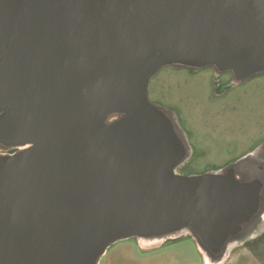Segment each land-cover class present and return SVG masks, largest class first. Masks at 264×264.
Here are the masks:
<instances>
[{
  "label": "water",
  "instance_id": "95a60500",
  "mask_svg": "<svg viewBox=\"0 0 264 264\" xmlns=\"http://www.w3.org/2000/svg\"><path fill=\"white\" fill-rule=\"evenodd\" d=\"M166 66L264 72V0H0V264L184 231L214 258L258 215L263 165L177 172L186 140L148 93Z\"/></svg>",
  "mask_w": 264,
  "mask_h": 264
},
{
  "label": "rangeland",
  "instance_id": "374dc122",
  "mask_svg": "<svg viewBox=\"0 0 264 264\" xmlns=\"http://www.w3.org/2000/svg\"><path fill=\"white\" fill-rule=\"evenodd\" d=\"M232 79L231 74L218 72L213 67L195 69L183 66H166L151 79L150 99L172 113L169 116L177 129L180 126L184 133H188L185 134L188 137L186 144L191 150L194 148L195 153L178 166L177 172H219L238 165L247 172V178L255 176L256 164L264 165V160H231V156L227 158L226 154L212 151L208 135L193 134L197 108H228L226 120L241 121L236 125L240 129L238 133L227 135L229 140L235 136L247 144L254 138L264 141V72L240 86H232ZM233 108H241L239 115L232 112ZM248 108H255L256 115L263 120L256 134L241 133L248 130L243 127L248 128V122L257 121L247 114ZM261 199L260 212L247 228V236L231 241L219 257L211 258L204 246L200 243L198 246L192 234L184 231L165 240H149L148 246H141L142 240L137 238L117 241L107 249L99 264H107L108 261L113 264H207V260L211 264H259L258 261H264V190Z\"/></svg>",
  "mask_w": 264,
  "mask_h": 264
},
{
  "label": "flooded vegetation",
  "instance_id": "af4514ba",
  "mask_svg": "<svg viewBox=\"0 0 264 264\" xmlns=\"http://www.w3.org/2000/svg\"><path fill=\"white\" fill-rule=\"evenodd\" d=\"M255 76H252L251 78H254ZM232 77H233L232 86L243 85L244 83H247V81L251 79L249 78L247 80L237 81L233 75ZM239 109L241 108H233L232 112H234V114L236 113V115H239L238 112ZM247 110H248L247 114L252 118H257V121L248 122L249 125L248 128L243 126L245 129L248 130H244V132L241 133L256 134L257 133L256 130L257 128L258 129L260 128V123L263 120L260 119L261 118L260 115L259 116L256 115L255 108H248ZM167 113L169 115H172L170 111H168ZM227 114H228V108H197L195 125L194 128L192 129L193 134H195V136L198 135L202 137L208 135L210 139L208 144L212 146V151H219L221 152V154H226L227 158L231 156V158H229L231 160H251L253 162L264 160V141L260 139L257 140L256 138H254L253 140H250L251 142L249 144H247V141L243 142V139L239 140L235 136H232L233 138L230 139L231 141L229 140L227 135L230 133H238L240 129L236 125L241 124V121L240 120L227 121L226 120L228 118ZM200 129L202 130L199 131ZM179 131L187 141L188 137L185 134L188 133L187 132L184 133V131H182L180 126H179ZM187 147H188V153L186 159L195 153L194 148H192L191 150L188 144ZM0 151L5 152L4 150H0ZM262 165L263 164L261 163L255 165L256 172L258 174L262 169L261 167L264 166ZM242 174L246 176L247 172L244 171ZM251 222L243 223L241 229L237 231V233L231 236V241L238 240L240 237L244 236L246 234L247 228L251 225Z\"/></svg>",
  "mask_w": 264,
  "mask_h": 264
},
{
  "label": "bare ground",
  "instance_id": "6f19581e",
  "mask_svg": "<svg viewBox=\"0 0 264 264\" xmlns=\"http://www.w3.org/2000/svg\"><path fill=\"white\" fill-rule=\"evenodd\" d=\"M141 240H142L141 246H148L149 240H147V239H141ZM207 258H208V256H207ZM207 264H211V262L209 260H207Z\"/></svg>",
  "mask_w": 264,
  "mask_h": 264
},
{
  "label": "crops",
  "instance_id": "0c3cea01",
  "mask_svg": "<svg viewBox=\"0 0 264 264\" xmlns=\"http://www.w3.org/2000/svg\"><path fill=\"white\" fill-rule=\"evenodd\" d=\"M245 236H247V234L245 235ZM192 237L194 238V236L192 235ZM198 246H199V243H198ZM200 248V247H199ZM201 250V249H200ZM259 262V264H264V261H258ZM107 264H113L112 262H107ZM115 264V263H114Z\"/></svg>",
  "mask_w": 264,
  "mask_h": 264
}]
</instances>
